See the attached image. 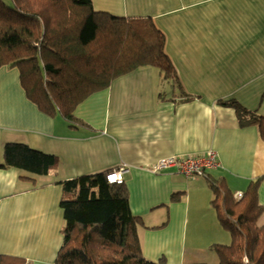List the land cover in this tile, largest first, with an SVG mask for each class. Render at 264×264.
Returning a JSON list of instances; mask_svg holds the SVG:
<instances>
[{
    "label": "crops",
    "instance_id": "1",
    "mask_svg": "<svg viewBox=\"0 0 264 264\" xmlns=\"http://www.w3.org/2000/svg\"><path fill=\"white\" fill-rule=\"evenodd\" d=\"M95 11L149 18L164 34L177 76L152 68L116 78L73 112L45 115L27 98L15 69H0V256L55 264L62 243L61 180L109 173L120 165L143 258L164 264H218L213 245H228L212 205V179L243 193L260 178L264 141L239 122V107L264 116V0H91ZM180 84V86H178ZM6 143H25L57 159L46 175L4 165ZM217 154L203 177L148 168L166 157ZM258 224L264 225V212Z\"/></svg>",
    "mask_w": 264,
    "mask_h": 264
},
{
    "label": "trees",
    "instance_id": "2",
    "mask_svg": "<svg viewBox=\"0 0 264 264\" xmlns=\"http://www.w3.org/2000/svg\"><path fill=\"white\" fill-rule=\"evenodd\" d=\"M2 68L18 71L26 98L41 113H58L69 124L78 122L73 115L78 105L125 73L152 68L178 84L164 34L151 19L95 11L91 0H0ZM223 105L235 107L242 125L257 126L264 141V116L233 100ZM3 158L6 167L33 175H46L57 164L53 155L25 143H6ZM106 174L57 183L64 226L55 264H164L143 258L126 186L107 183ZM260 181H251L239 200L222 180L209 181L212 205L231 238L228 245L212 246L218 264H264ZM7 261L22 264L0 256V264Z\"/></svg>",
    "mask_w": 264,
    "mask_h": 264
},
{
    "label": "built area",
    "instance_id": "3",
    "mask_svg": "<svg viewBox=\"0 0 264 264\" xmlns=\"http://www.w3.org/2000/svg\"><path fill=\"white\" fill-rule=\"evenodd\" d=\"M218 167L217 156L214 151H208L204 156L166 157L158 160L148 170L159 174L166 170H174L186 177H203L205 171ZM129 171L126 165H120L107 173L105 180L109 184L120 185L124 183V175ZM236 199H241L242 193H236Z\"/></svg>",
    "mask_w": 264,
    "mask_h": 264
},
{
    "label": "rangeland",
    "instance_id": "4",
    "mask_svg": "<svg viewBox=\"0 0 264 264\" xmlns=\"http://www.w3.org/2000/svg\"><path fill=\"white\" fill-rule=\"evenodd\" d=\"M215 155L217 156L216 152L214 151ZM218 161V160H217ZM219 164V163H218ZM235 197V196H234ZM239 200V199H237ZM9 258V257H8ZM10 258H13V257H10ZM8 264V261L6 262Z\"/></svg>",
    "mask_w": 264,
    "mask_h": 264
}]
</instances>
